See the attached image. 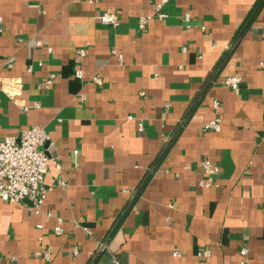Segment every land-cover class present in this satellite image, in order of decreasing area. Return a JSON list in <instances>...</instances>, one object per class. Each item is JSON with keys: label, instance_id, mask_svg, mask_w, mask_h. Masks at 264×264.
<instances>
[{"label": "crops", "instance_id": "crops-1", "mask_svg": "<svg viewBox=\"0 0 264 264\" xmlns=\"http://www.w3.org/2000/svg\"><path fill=\"white\" fill-rule=\"evenodd\" d=\"M158 1L0 0V139L49 135L39 211L0 197V264H264V0H165L138 28Z\"/></svg>", "mask_w": 264, "mask_h": 264}, {"label": "built area", "instance_id": "built-area-1", "mask_svg": "<svg viewBox=\"0 0 264 264\" xmlns=\"http://www.w3.org/2000/svg\"><path fill=\"white\" fill-rule=\"evenodd\" d=\"M165 0H159L154 4L155 14H142L138 17V28H143L145 24L153 17L162 20L165 13L161 11ZM99 20L104 25L116 26L119 23V18L116 12L111 9L101 12ZM184 20H189V15H184ZM185 51L186 47H182ZM119 59L121 54L114 52ZM79 55L83 56L84 51L79 50ZM80 69L76 71V76L81 77ZM240 76L233 75L224 79L223 83L232 89H237L240 83ZM94 82L100 84L101 78L95 76ZM51 83V79H47L44 85L47 87ZM213 107L218 109L219 103L217 100L213 101ZM23 110H27L26 104L22 105ZM220 123V118L215 117L205 124L203 128H215ZM141 128V124H139ZM49 135L47 131L39 124H32L29 127L22 129L20 135H4L0 139V197L2 199H9L14 201H23L26 198L32 199V207L34 211H39L40 203L44 197L43 178L48 167V155L45 152L43 145L48 140ZM205 178L200 180L203 185L211 183L213 174L218 171V165L214 164L209 158L205 157L201 160ZM49 214V213H47ZM62 218L57 217L56 223L53 226V231L56 234L63 232ZM41 226V224L39 225ZM100 248L105 246V243H99ZM247 247L240 248L242 255L241 263L245 262V255L247 254ZM73 252L77 253V248H73ZM177 250L174 254H178ZM201 253L209 254V250L205 249ZM43 256L46 260L51 258L50 249L45 246L43 249ZM114 263H117V258H112Z\"/></svg>", "mask_w": 264, "mask_h": 264}]
</instances>
